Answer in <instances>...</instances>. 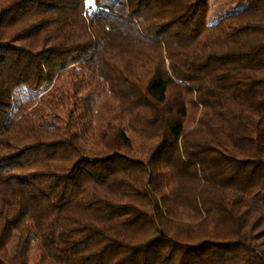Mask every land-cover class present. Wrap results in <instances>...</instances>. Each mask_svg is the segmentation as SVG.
Here are the masks:
<instances>
[{
    "label": "trees",
    "instance_id": "obj_1",
    "mask_svg": "<svg viewBox=\"0 0 264 264\" xmlns=\"http://www.w3.org/2000/svg\"><path fill=\"white\" fill-rule=\"evenodd\" d=\"M94 2L0 0V264H264V0ZM79 64L88 142L14 102Z\"/></svg>",
    "mask_w": 264,
    "mask_h": 264
},
{
    "label": "rangeland",
    "instance_id": "obj_2",
    "mask_svg": "<svg viewBox=\"0 0 264 264\" xmlns=\"http://www.w3.org/2000/svg\"><path fill=\"white\" fill-rule=\"evenodd\" d=\"M203 38L223 35L235 27L237 21L232 9L236 0H214ZM104 84L97 74H92L79 64L67 70L63 77L55 81L50 92H32L25 87L15 90L14 102H23L29 107L39 104L36 109L37 122L54 124V127L75 132L88 142L93 130L92 119ZM43 98L40 99V96Z\"/></svg>",
    "mask_w": 264,
    "mask_h": 264
},
{
    "label": "built area",
    "instance_id": "obj_3",
    "mask_svg": "<svg viewBox=\"0 0 264 264\" xmlns=\"http://www.w3.org/2000/svg\"><path fill=\"white\" fill-rule=\"evenodd\" d=\"M85 2H86V6H87V7L92 6V5L95 4L94 0H92L91 3H89L88 0H85Z\"/></svg>",
    "mask_w": 264,
    "mask_h": 264
},
{
    "label": "snow or ice",
    "instance_id": "obj_4",
    "mask_svg": "<svg viewBox=\"0 0 264 264\" xmlns=\"http://www.w3.org/2000/svg\"><path fill=\"white\" fill-rule=\"evenodd\" d=\"M88 2H89V3H91V2H92V0H88Z\"/></svg>",
    "mask_w": 264,
    "mask_h": 264
}]
</instances>
